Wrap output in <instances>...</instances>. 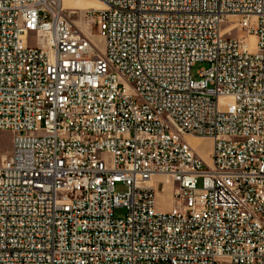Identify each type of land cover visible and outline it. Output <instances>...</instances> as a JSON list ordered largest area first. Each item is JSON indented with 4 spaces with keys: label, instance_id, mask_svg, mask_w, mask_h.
I'll use <instances>...</instances> for the list:
<instances>
[{
    "label": "built area",
    "instance_id": "built-area-1",
    "mask_svg": "<svg viewBox=\"0 0 264 264\" xmlns=\"http://www.w3.org/2000/svg\"><path fill=\"white\" fill-rule=\"evenodd\" d=\"M48 1L0 0V264H264V0H99L103 52Z\"/></svg>",
    "mask_w": 264,
    "mask_h": 264
},
{
    "label": "rangeland",
    "instance_id": "rangeland-1",
    "mask_svg": "<svg viewBox=\"0 0 264 264\" xmlns=\"http://www.w3.org/2000/svg\"><path fill=\"white\" fill-rule=\"evenodd\" d=\"M75 1L77 0H62L61 4V13L65 16L75 27L81 32L86 38H88L93 44H95L101 52H103V40L99 37L97 28L94 25L89 24V9H99V7L95 4L94 0H79V4L76 5ZM87 32V33H85ZM86 35H85V34ZM237 33L234 34V36ZM88 36V37H87ZM208 66L205 64H197L192 69V74L196 77V74L199 70L207 69ZM13 135L10 132L0 131V162L3 158L7 157L11 152ZM203 140L197 139H188L189 144L192 146L194 150L202 157V159L208 162L209 152L211 150L212 145L207 142H202ZM163 178H157V198H168L165 194L171 192V187L161 186L163 184ZM201 187V184L198 186ZM115 192L118 194H125L127 192V188L123 184H117L115 186ZM171 207L168 204L165 210H169ZM126 215V210L116 209L114 211L115 219H123Z\"/></svg>",
    "mask_w": 264,
    "mask_h": 264
},
{
    "label": "bare ground",
    "instance_id": "bare-ground-1",
    "mask_svg": "<svg viewBox=\"0 0 264 264\" xmlns=\"http://www.w3.org/2000/svg\"><path fill=\"white\" fill-rule=\"evenodd\" d=\"M48 2L50 3V6L52 8H54L57 12H59V13L61 12L62 0H49ZM94 2L99 7V9H96V10L95 9H89L88 11H101V10H104L105 9L104 4L102 2H100L99 0H94ZM75 4L78 5L79 4V0L75 1ZM85 33H87V32H85ZM248 42H249V44L251 46V49H253L254 38L253 37H250L248 39ZM158 178H163V180H164L163 181V184H161L162 187L163 186H165V187H171L170 182H167V178H165V177H158ZM165 196L168 197V198H165V200L169 201L170 200V197H171V194L170 193H167V194H165ZM155 198H157V190L155 191ZM169 204L171 205V203H169ZM171 207H172V205H171ZM171 207L169 209L170 210V216H177V213H183V206H175V209H171Z\"/></svg>",
    "mask_w": 264,
    "mask_h": 264
},
{
    "label": "crops",
    "instance_id": "crops-1",
    "mask_svg": "<svg viewBox=\"0 0 264 264\" xmlns=\"http://www.w3.org/2000/svg\"><path fill=\"white\" fill-rule=\"evenodd\" d=\"M202 142H207V143H210L212 145V142L209 140H203Z\"/></svg>",
    "mask_w": 264,
    "mask_h": 264
}]
</instances>
